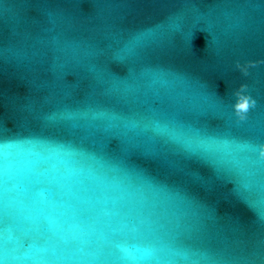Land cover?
Wrapping results in <instances>:
<instances>
[{
  "label": "water",
  "instance_id": "water-1",
  "mask_svg": "<svg viewBox=\"0 0 264 264\" xmlns=\"http://www.w3.org/2000/svg\"><path fill=\"white\" fill-rule=\"evenodd\" d=\"M0 117L6 233L13 216L51 215L66 226L100 215L106 232L147 220L128 244L177 242L190 259L176 264H264V166H237L247 157L241 146L264 135V0H5ZM128 120L206 128L212 148L193 161L171 154L187 174L134 150L128 162L150 176L129 181L109 158L129 139L150 147L152 133L111 127ZM151 177L180 182L190 195L149 187ZM6 255V264H141L115 254Z\"/></svg>",
  "mask_w": 264,
  "mask_h": 264
},
{
  "label": "snow or ice",
  "instance_id": "snow-or-ice-1",
  "mask_svg": "<svg viewBox=\"0 0 264 264\" xmlns=\"http://www.w3.org/2000/svg\"><path fill=\"white\" fill-rule=\"evenodd\" d=\"M252 0H248L251 3ZM5 0H0V9H2ZM152 47V41L144 37L140 41V48L148 50ZM131 51V49H130ZM113 59H121L120 56H114ZM90 72H95L94 65L89 67ZM103 78V74H100ZM129 89L126 87L125 91ZM84 115H87L85 113ZM112 119H117L114 115ZM122 127L129 130H137L138 133H152L150 139L152 145L145 147L144 142L139 140L127 141L128 147L124 149L121 155L111 156L110 169L113 172L120 173L125 179L131 181L134 177H149L146 169L131 165L128 162V155L134 150L152 160H157L162 165L173 170V174L185 172V169L179 166V162L171 158V154L179 157L180 160L193 161L202 159L199 152L203 149L205 152L211 150L212 145L209 140L212 139L206 128L185 131L183 127L175 123H165L159 120L149 123L141 121H123L119 125L113 124L111 127ZM8 129L5 121L0 117V155L7 142ZM127 136V133H124ZM171 146V153L168 147L160 150L157 147ZM241 150L247 153L244 162H237L240 171H245L249 165L264 166V135L254 137L241 146ZM3 167L0 166V186H2ZM220 177H218L219 179ZM197 179H199L197 177ZM149 187L155 188L160 192L172 194L176 197H187L190 195L188 187L180 182H168L167 180H158L151 177ZM244 189L252 187L250 183L241 185ZM211 191V185L208 186ZM142 195L143 193H138ZM36 195L40 201L46 202L49 199L50 192L47 189L38 190ZM104 216L108 213L104 212ZM16 226L15 230L6 233L3 227L5 223L4 207L0 202V264H6L8 252L13 253L12 260L21 259L17 253H26L31 251L35 254L51 253L61 260L79 259L84 261H100L107 259L115 254L121 260L139 261L141 264H176V262H188L189 256L181 250L177 242L165 243L163 239H158L155 243L143 245H129L128 237H135L141 232V228L148 222L140 220L135 224H125L118 228H112L110 232L99 229L101 217L81 216L74 219L66 226L59 225L55 217L45 215L41 217L26 216L23 220H18L15 216L10 218ZM264 243V241H262ZM240 257L239 259H242ZM237 259V258H230Z\"/></svg>",
  "mask_w": 264,
  "mask_h": 264
}]
</instances>
